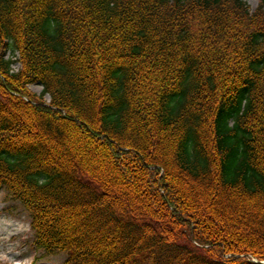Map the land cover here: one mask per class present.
<instances>
[{
    "label": "trees",
    "instance_id": "obj_1",
    "mask_svg": "<svg viewBox=\"0 0 264 264\" xmlns=\"http://www.w3.org/2000/svg\"><path fill=\"white\" fill-rule=\"evenodd\" d=\"M3 189L63 264H264V0H0Z\"/></svg>",
    "mask_w": 264,
    "mask_h": 264
},
{
    "label": "rangeland",
    "instance_id": "obj_2",
    "mask_svg": "<svg viewBox=\"0 0 264 264\" xmlns=\"http://www.w3.org/2000/svg\"><path fill=\"white\" fill-rule=\"evenodd\" d=\"M254 11L260 0H245ZM10 53L7 52V57ZM41 84H32L30 89L41 94ZM46 99L49 96L46 95ZM65 253L46 255L35 244V234L31 227L28 211L7 194L0 191V264H63Z\"/></svg>",
    "mask_w": 264,
    "mask_h": 264
},
{
    "label": "water",
    "instance_id": "obj_3",
    "mask_svg": "<svg viewBox=\"0 0 264 264\" xmlns=\"http://www.w3.org/2000/svg\"><path fill=\"white\" fill-rule=\"evenodd\" d=\"M257 261V260H256Z\"/></svg>",
    "mask_w": 264,
    "mask_h": 264
}]
</instances>
